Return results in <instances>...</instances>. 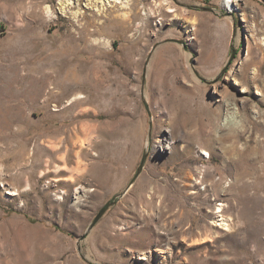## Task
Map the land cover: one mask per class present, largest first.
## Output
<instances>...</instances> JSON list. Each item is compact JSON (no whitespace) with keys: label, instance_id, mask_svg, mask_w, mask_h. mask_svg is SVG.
<instances>
[{"label":"rangeland","instance_id":"rangeland-1","mask_svg":"<svg viewBox=\"0 0 264 264\" xmlns=\"http://www.w3.org/2000/svg\"><path fill=\"white\" fill-rule=\"evenodd\" d=\"M105 1L0 0V264H264V0Z\"/></svg>","mask_w":264,"mask_h":264},{"label":"bare ground","instance_id":"bare-ground-1","mask_svg":"<svg viewBox=\"0 0 264 264\" xmlns=\"http://www.w3.org/2000/svg\"><path fill=\"white\" fill-rule=\"evenodd\" d=\"M127 1V0H126ZM126 1L124 0V1H122V0H106L105 2L106 3H109V2H112V3H115V4H122V2H125L126 3ZM231 3H232V0H226V6L229 8V9H231ZM80 98H84L83 96H81L80 94H78V95H76L75 97H73V98H71L69 101H68V103H70V102H72L73 100H77V99H80ZM164 137V136H163ZM166 139L167 138H163V142H162V147H165V148H167V146L168 145H166L167 144V142H166ZM160 147H161V145H160ZM218 212H220V209H218ZM222 216V215H221ZM221 223L220 224H218V225H222V226H225V227H227L228 226V224L226 223V220L224 219V218H222L221 220ZM217 226V225H216ZM143 258V257H142Z\"/></svg>","mask_w":264,"mask_h":264},{"label":"water","instance_id":"water-1","mask_svg":"<svg viewBox=\"0 0 264 264\" xmlns=\"http://www.w3.org/2000/svg\"><path fill=\"white\" fill-rule=\"evenodd\" d=\"M145 160H146V154H144L142 156V159L140 161V164H139V167L137 168V171H136V174L132 180V182L139 176L141 170L143 169V166L145 164ZM131 182V183H132ZM112 202H107L101 209L100 211L98 212V214L96 215V217L94 218L92 224H95L99 218L104 214V212L111 206Z\"/></svg>","mask_w":264,"mask_h":264}]
</instances>
